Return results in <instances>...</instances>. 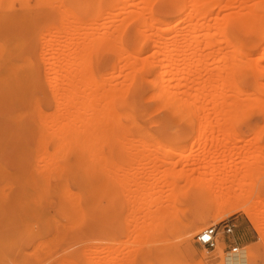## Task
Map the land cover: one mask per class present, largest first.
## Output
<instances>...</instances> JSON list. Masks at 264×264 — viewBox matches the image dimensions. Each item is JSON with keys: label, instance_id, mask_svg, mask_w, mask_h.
<instances>
[{"label": "rangeland", "instance_id": "obj_1", "mask_svg": "<svg viewBox=\"0 0 264 264\" xmlns=\"http://www.w3.org/2000/svg\"><path fill=\"white\" fill-rule=\"evenodd\" d=\"M234 1L236 3L238 2L237 5ZM234 1L233 2L235 4H232H234V6L236 5V8L233 5L231 8V6L229 5V9L228 6L224 7V9L226 8L228 10L225 9V11L224 9H220L218 11L219 7L218 5L217 7L215 5L216 9L214 7L213 9H215V13L218 11V13L223 12L222 14H224V12L234 13L235 10H241L238 7L243 3L241 2L242 0ZM177 2L179 3V0H0V11H14V15L18 12L24 17L29 16V20H34L32 23H30L29 29L31 30H29V32H11L12 34L10 32H5L8 33V35H5L3 31H0V43L2 44L8 42V45L7 43L6 45L10 46L9 40H12L13 37H16L18 40L20 34L21 36L19 41L21 40L20 43L23 41V49L21 48V50L19 51V58H22V60H18V56L16 55L18 54V51H16L17 49L11 48L12 52L9 53L8 50L10 48L5 47L7 52H4L5 49L3 50L0 48L1 50H3H0L2 53H6L0 55H5L8 57L7 53H9V55L13 54V57L16 56L17 58H13L10 57V55L8 57V60L9 62H15V64L18 66H16L17 68L15 67V73L12 71V74L14 73L16 75H12L10 74L11 72L8 71L11 67L9 62L5 61L6 59L3 60L4 62L1 61L2 59L0 60L1 64L3 63L1 66H3L4 63L9 64V67L6 65L0 67V78L1 74L4 75V72H6V70L8 71L7 73L12 76H7L6 74L7 78L3 76L5 80L3 78L0 79V196L3 194V196H1L3 198V202H0V263L2 261H5V257L9 253H11V259L13 261H23L24 259H26L28 264H70V262L71 264H90V261L91 264H96V261L97 264H99L100 262H102L103 259L104 260L102 264H107V260L109 259L107 257H110L109 254L111 255V253L114 252L116 247L117 250L118 248H121L123 250V247H125V245L127 244L128 246H126L123 251H125L127 248H130V250H128L129 256H131L130 253H132V255L135 253V255H133V257L131 256L130 259L128 258L130 261L127 259V257L125 259L121 257L116 260L113 264H123V262L126 264L127 261L128 263L130 262V264H222V258L220 257L222 255L226 256L229 255L231 252H234L232 248H237L238 250L241 248H245L247 252L251 253V256L249 258V264H264V237L262 236V234H260L258 227L254 225V222L251 221L249 216V211H254L256 207H259V205H256V203H258L259 201H263L262 203H264V127L261 129L257 126V124H262V122L264 121V113L262 111H258L257 108L256 110L255 108H251L250 110H248L249 112L246 113L247 115L245 114L241 121L238 122V125L235 130V135L231 137H227L222 129L216 130L208 128L200 138H197L195 137L194 130L188 124H186L183 120H176L175 125L177 129V138H175L174 140L167 139V135L172 133H166V130L164 128L157 127V124L162 120L170 118V115L167 112L166 108L162 107L157 100L149 96L152 91V87L148 80L152 78L153 74V68L149 67L143 68L141 70L140 78L136 80L135 86H133L134 88L132 87L130 89V92L126 95L127 100L135 104L134 121L142 125L143 129H134L128 126H124L122 129L120 126L113 128L102 126L104 127L102 128V130L104 129V131L101 130V133L99 132L100 130L97 131V129H95L96 127L94 128L96 131H94L92 129L93 123H91L92 128L90 126L89 127L90 129H92L93 132L91 131L92 133L89 134L87 128L83 127L82 130V128L80 127L82 123H84L83 120L85 119L83 116H81V114H79L81 113V111L78 112V114L77 112H73V114H75V117L72 112L71 115L69 114L70 112L67 113L66 111H64L67 113V115H71V117L74 118V121L79 122V120L81 121L82 119L83 122L81 121L79 122V124L76 123V128H78V126L79 128H74L78 131H72L76 132L77 134L74 133L76 135L71 134V129L69 130V128H66L69 123L74 124V121L72 122L73 119L69 120L70 116H67V118H69L67 120L68 122H64L66 120L63 121V119L66 117V113L64 114L62 112L65 117H63L62 119V124L60 123L61 126L59 125L60 129H57V127L54 128L55 126H57L54 124V122V125H51L53 121L52 119L57 118L56 120L60 119L59 121L61 122V118H58L59 114L63 116L60 113L61 111H58V113L56 112L57 110L53 108V105H55L53 104L55 103V100L54 102L52 101V95L50 94L53 92L51 89L54 88L55 83L53 80V83L51 80H46L48 81V83H50L48 84L46 81H43V83L45 82L43 86L41 85L42 80L40 81V84L39 78L43 79L40 75L44 74H47L44 75V78L46 76L47 78L49 76L52 77L54 72H52V70L48 68L50 66L48 62H50V59L53 55L57 57V55L61 54L60 52L64 53L63 51H65L66 53V50L64 48V41L66 39H64V37L62 36V30L64 27L69 26L85 28V31H82L83 34L88 30L89 26H95L96 28H94L98 31L94 32L95 36H98V34H101L105 31H109V33H111L113 36V40L115 39L114 32L115 34L117 32L118 37L120 36L119 33L122 32L120 39H117V41L115 40L117 43L113 41L115 45H119L118 42L120 43L121 41L120 45L122 46V48L119 49L118 52L114 50L113 52H111L112 50L110 45L114 44L112 43L109 45L110 48L108 46L105 47L106 51L102 50V53L97 59L99 61L96 65V69L98 71H103L104 68L108 66V64L111 62V60L117 59L115 55H117L118 57L119 54L121 55L122 50H124V52L128 50L129 54H132L131 52H133L137 56L139 55L141 58V55L144 54L145 57H143L142 59L149 60V55L151 53V48L149 46H152V42L150 39L153 34V31H151L150 28H154L152 30H154L155 32L156 28L165 27V25H163V22L164 24H167V21L168 23H171V21H173L176 17V10L178 5ZM226 2L231 4L229 0H227ZM259 2L262 6H264V0H260ZM250 3L251 0L250 2H246V4ZM262 12V16L264 17V10ZM54 27L56 28L55 30H50L54 29ZM98 27H100L101 30ZM114 27H116L115 31H112L111 28ZM117 27L118 29L120 27L123 30L119 29L121 30L120 32L119 30L116 31ZM60 28L62 30H60ZM76 29L74 31H76ZM80 29H77L79 34L81 33ZM95 29H92V31H95ZM71 30L73 31V28L70 29V31ZM136 30H139L141 32ZM134 31L136 33L139 32V35L137 36L136 34H134ZM149 31L151 34L149 33ZM76 32L75 34L77 36L78 33ZM75 34L72 32L71 36L74 35L75 37ZM80 35L78 36L81 37ZM148 35L150 36V38L145 37L146 39H143V41H141L142 43H139L136 41V39H134L138 38L139 40H137L140 41L144 36ZM235 35L239 39L241 44H243V46L246 45L244 46V48L248 52L250 51V53L253 54V58L258 56L262 49L261 46L263 45L260 41V37L258 38L255 33L247 32L246 34H244L238 31L235 32ZM6 36H8L7 39ZM9 36H11V38ZM16 38H14V40H16ZM112 39L111 41H109V43L112 42ZM14 40H12V43H14ZM73 40L74 38L72 39V41ZM19 41L17 42L19 43ZM53 41L54 43H52ZM250 41H254L255 45H251ZM27 42L29 43L27 44ZM219 42L218 44H220V48L217 43L215 45V48H212L214 46H202V55L205 53L206 55L212 53V55L209 54L212 57L214 50L216 53L220 50L225 51L227 48L225 49V45H223L221 41ZM18 43L14 44L20 45V43ZM43 44H45V46ZM135 44H138L141 47L140 50L142 51L138 50L139 48L137 49ZM16 45L14 46L15 48ZM60 45H62V47ZM112 48H115L114 45H112ZM43 50L47 51L43 53ZM114 52H117L118 54H114ZM146 53H148L149 55ZM126 54L127 53L125 52L124 55ZM129 54L127 55L129 56ZM134 54H132L131 57L135 58L136 55ZM27 56L28 58H31V60L37 59V61H39L41 57H44L48 62H45L46 60L44 58H41L45 60L43 62V65V63H40V61L37 63V61L32 60V62L35 61V63L38 64V68L36 67L37 65L33 68V65H35V63H32L31 60H29L32 63L30 64V62L26 58ZM139 56L135 59L137 60L138 58L140 60L141 58ZM52 58L54 59V57ZM25 59L27 63H29L28 65H30L29 68L31 70L29 71V68H27V63L26 65L24 63ZM53 59H51L52 63ZM119 59L123 58L120 57ZM211 59L208 58L209 61ZM209 64L208 62L207 64L204 63V65H208L207 69L210 70H215L220 66L219 63H216L213 64V66L212 64H210L212 67H209ZM206 66L204 67L206 68ZM4 67L8 68L5 69ZM12 67L14 68L13 65ZM25 67L27 70L25 69ZM43 67H45L46 69L48 68L47 70H49V72L46 71L45 68L43 69ZM35 68L38 69L35 70L36 72H38V75L36 72L33 71V69ZM51 72L52 74L49 75L48 73ZM206 72H208V70L205 69L203 74ZM27 73L28 75L31 74L32 77L35 76L34 79L37 80L32 81V77L31 80H28L30 76L28 77ZM24 75H26V77ZM36 76L40 77L36 78ZM10 77L11 79L13 77L15 79L11 81V79H9ZM118 78H120V80L122 81L121 74H119ZM118 78L116 79V81H112V83L115 84V82H118ZM246 78L247 80L243 82V88L251 87L253 85V82H251L252 80L256 81L260 85H264V74L253 75V73L250 72L247 74ZM5 81L7 82L5 83ZM34 82H36L35 85ZM8 83L12 85L11 87H9L10 85H7L10 89L5 86V84ZM51 83L54 84V86H52ZM189 83L191 82L182 81L180 86L182 87L181 89H183V91H188L189 89L187 87ZM38 84L43 86V90L38 89L41 88ZM59 84H61V87L66 86L65 82ZM36 85H38L39 87ZM4 86L8 90H6ZM34 86L38 87L36 91ZM106 86L104 87L105 89L108 88ZM260 87V95L262 98H264V87ZM63 88L65 89V87ZM210 88H203V91L205 89V92H199V100H201V98L203 99L204 97H202L201 95H204L206 100L201 101H207L206 104L209 105V107L213 106L215 102L213 100H210L211 98L206 97V89L208 91L210 90ZM65 94L66 93L64 92V97ZM184 96L185 95L183 94L182 97L184 98ZM35 99L37 100V102L39 101L38 103L39 107H41V110L45 111V114H47V118H45L46 116H42L44 117L42 118L40 115L37 116L38 119L40 117V119L42 118L44 119V121L46 120L45 122H50L51 124L47 125V123L46 126H53L52 128L54 129L53 130L51 127H49L47 129H44L45 132L51 128L53 132L55 131L56 135L59 136V133L61 135L59 136L60 138H58V136L53 134L52 137L46 140L49 142V144L45 141V136L52 135V130L50 129L49 131L51 132L48 131L46 134L42 131L43 136L45 135L44 140H42L43 137L41 136L42 133L40 131L39 132L41 133V135L39 133V137H37L39 126L37 127L36 125H42L44 127L45 123L38 124L32 121L31 118H33V120L35 118V120L38 122L43 120H37L36 117H33L31 116L32 114H29L31 112V105L33 106V104L35 103ZM53 99H56L54 95ZM109 102L111 103L112 101ZM200 104L202 103L200 102ZM35 106L38 108L36 109L39 112V107L37 105ZM33 108L34 107H32V110ZM51 108L55 110L58 116L55 115L56 113ZM152 108L153 110L155 108V111H153ZM52 110L54 113L52 112ZM33 112L34 111H32L31 113ZM38 112L36 113L39 115ZM50 112H52L54 115ZM50 114L54 118L51 117V119ZM88 114L89 113L87 112V116ZM82 115L85 116L83 112ZM80 117L81 119H79ZM209 118L211 121L217 120L216 116H214L211 112L209 113ZM69 121H71L72 123ZM123 121L127 123L125 120ZM70 124L67 127H70ZM94 125L97 126V123H94ZM42 126L40 127L41 130ZM62 126L66 129H64ZM72 126H75V124ZM72 126L70 128H72ZM82 126H85V124H83ZM35 127L38 128H36V132V129H34ZM61 128H63L64 131L59 132L60 130H63ZM98 128H101V126L99 127L98 125ZM56 129L58 130V132L56 131ZM86 129L89 135H95L96 138L98 137L97 139L99 140V142H97L96 139V141L93 142L97 143H93L91 141V144L94 146V144L100 143L101 145L97 146V148L99 147L100 149L99 152V150L95 151V149L97 148L93 149L92 145L90 149V142L87 143L89 144V147H86L87 149L85 151H87L88 148L90 149V152L94 151L93 153H91V155H88L89 152L82 154L84 156L86 154L88 159L83 157V160H86L88 163L84 162L82 160L81 155L78 154V152L80 153L81 148H83L82 144H85L83 143L84 140H82L81 138H84L87 135V133L85 132ZM65 131H68L67 136H65L66 138L64 137V134H66ZM79 132L80 134H86L82 135L83 137L80 136V138H78L77 136ZM94 132H96V134H94ZM124 133H127V135ZM100 134L102 135L101 138ZM40 136L41 140L44 143L48 144V146H46V149L49 152L44 148L46 144H43L42 147V141H40ZM55 136L57 139L55 138ZM69 136L71 139L73 138L72 136L77 137L73 138L74 142L71 141L72 146L73 144H75V141L76 143L78 142L77 140L82 141V143L80 142L81 145L79 144V142L75 144L77 149L82 146L77 153L75 151L68 150L69 147L65 149L71 144V139L69 140ZM62 138H65V140L67 141L69 140L70 144L68 145L67 141L64 142ZM140 138H143V140H141ZM58 139L63 141L65 145L67 144V146H64V150L63 148L60 149V146L61 144L63 145V142L61 144L59 143V148L56 145V142L59 141ZM101 139H106L104 145V141ZM39 141L41 143H39ZM52 143H55V147ZM77 145L79 148L77 147ZM120 146H122V148ZM123 146L125 148H133L139 151L141 149H143V151L144 149H146L148 152H144H147L150 155H153L155 154L154 152H156V156H158V158L154 159V161L148 159L140 163H129L128 165H126V177L133 175L135 178V176L139 174V176H137V179L140 180L142 177L141 174L148 175V173H150L149 176L146 177H150L151 175H153V178H149V180L152 181V179L154 178H159L161 173L175 176L173 177L172 182H177L176 186L175 183H172L173 186H171L172 188L169 187V192H167L163 181L158 182V191H160V194L158 195L159 204L157 205V207L151 208L150 211L154 214L156 213L157 215L159 214L172 217L173 219L178 217V219L180 218L181 221H187L194 216H201L203 221H209L208 225L203 226V229L212 225L216 226V246L213 249H206L197 242L196 236L203 229L199 230L194 235H184V228L182 227V225H175V227L174 225H171L170 231L167 230V232L165 231L166 233L164 232V235L162 233L163 236L157 235L158 237H155L154 239L153 237L155 235H150L149 238L147 237L148 239L146 238L147 240H149V243L146 242L148 243V245L146 243L139 242L141 240H136L137 242L132 240V237L134 236L133 233H136L133 231H137L136 228L134 229L133 222H141L144 219V215L142 214V212L143 210L145 211V207H142V210L140 208L141 206L130 205L131 203L129 204V202L133 200L132 197H130L131 194H129V192L130 190L132 191L137 187H135L133 183L131 184H133L134 186H127L134 187L133 189L129 187L131 189H128V194L125 191V193L128 195L126 197L128 199L130 197V201L125 199V196L120 202L119 200L115 199V197H112L110 201V199L106 196L108 190L101 191L102 187H104L105 189L107 188L104 184L109 182L108 172L111 171V165H109L108 162H110V155L113 151L120 150V148L123 149ZM167 148L168 150L165 151V149ZM52 149L56 151L58 150L59 152H64V154L60 152V156H58V159H55V161L57 162H54L53 158L49 156ZM92 149L93 151H91ZM43 151H45L46 154L48 153L47 155L49 157L47 156V158L51 160V164H49L50 162H46V160L48 159L46 158L45 152ZM56 151H52L54 155L52 153L51 156L55 157L56 155H59V152L55 153ZM85 151L83 150V152ZM143 151L141 150V152ZM101 152L103 154H101ZM157 152L159 153L157 154ZM94 153L97 156H95ZM61 155L64 157L62 158ZM92 156L93 158L95 157L96 159L97 157L98 159H92ZM78 157L80 158L79 160H81V163L84 162L85 164H80V162L78 161ZM107 158H109V161ZM150 158L153 159L152 156ZM41 160H44L46 163L44 161L41 162ZM52 161L54 162V165L57 169H53L54 166H50L53 163ZM95 161L97 163H95ZM77 163H79L81 167L77 166ZM58 164H60V167L58 166ZM46 165H48L49 169ZM253 165H255V167L257 168L260 167L259 170L256 169L257 171L253 173L254 175L245 174L244 172L248 169L250 170ZM49 166L52 167V170ZM83 167L84 169H82ZM255 167L253 166L252 168ZM76 168L77 170L78 168H80L82 172L80 173V171H77L79 173L78 174L75 170ZM57 170L58 172H56ZM235 171L239 173H236V175L234 173ZM181 174L184 175L183 178L179 177L178 179L176 176ZM232 175L234 176L233 178ZM142 179H144V176L142 177ZM146 179L147 178H145V180ZM209 179H211L210 181L215 182L214 184L210 182L211 185H214L213 188V185H209L211 187V190H208L210 187L208 186V184H206V181L208 180L207 182H209ZM219 180H226L227 182H225L228 183V185L230 184L228 182L230 180L234 181L235 183L241 182L244 184V188L240 190L237 186L238 184H235L233 182L235 186L234 191L231 194V197L228 198L226 195V187H223L220 190L215 187L217 185V181L219 182ZM203 181L205 182V188L204 185H198L201 187L196 186L197 182L204 183ZM34 182L40 184L36 185V187H40H34ZM129 183L130 182H128L127 184ZM44 185L46 188L45 190L43 189ZM206 185L208 186L207 189ZM39 188L43 189V192H40L39 190L41 189ZM65 188L69 189L68 192L67 190H65ZM204 189L206 190L204 191ZM72 191L76 193V196L79 194L78 197H76L79 200V204L78 202H76V205V199L74 200L72 198V201L74 200V205H71L72 202L69 203L70 205H67V203L64 205V197H66L69 192L72 194ZM38 192H40V194H38ZM206 192H209V195L208 193L206 195ZM240 194H242V196ZM221 195L225 196L226 198L219 200V196ZM35 196L37 200H35ZM1 197L0 199H2ZM207 198H209V200ZM31 200H33V202H31ZM60 203H62L63 205H61ZM94 203L96 204L93 205ZM131 206L134 207V209L132 210L134 211L133 214L131 211ZM263 206L264 205H260L259 208L264 210ZM212 217H214L215 219H212ZM100 223H102L103 227L106 228L102 230V232L107 233L105 234L107 236L104 237V239H106L105 241L102 237L103 233L101 235L99 233V230H101L100 228H102L100 226ZM225 225H230L232 227L231 233L225 232ZM105 235L103 234V236ZM136 235L137 234H135V237ZM101 237L103 245L105 244V242H107V244L109 245L106 246L105 244L106 248L104 246V249L99 244L102 242H99L100 240H97ZM138 239H141V237H139ZM143 239L144 238H142V241H144ZM116 242H120V245ZM139 243H141V245ZM99 245L101 247H99ZM99 249H102L104 251ZM107 249L110 250L108 251ZM132 250H134V253L132 252ZM128 251L126 252L128 253ZM91 252L93 253L91 254ZM85 254L86 256L88 255L87 259L86 257H84ZM90 256L93 259L96 258V260H93L95 262H92V258ZM105 257L107 258V260ZM97 258L100 260H98ZM104 261L106 263H104Z\"/></svg>", "mask_w": 264, "mask_h": 264}, {"label": "bare ground", "instance_id": "obj_2", "mask_svg": "<svg viewBox=\"0 0 264 264\" xmlns=\"http://www.w3.org/2000/svg\"><path fill=\"white\" fill-rule=\"evenodd\" d=\"M226 1L227 0H179V3L177 2L178 5H177V10H176V17L173 21H171V23L170 22L168 23V21H167V24H164V22H163V25H165V27L164 28H156L155 32H154V30H152L154 28H150V30L153 31L152 37L150 39L152 42V44L151 43L150 44L152 46H149L151 48L150 49L151 53H150V55L148 53H146L150 56L149 60L142 59L143 57H145L144 54L141 55L142 58L138 55L141 59L139 60L137 58V60H136L135 58L138 56L136 54H134L133 52H131V49H130V52L132 54L136 55L135 58L131 57L132 54H129V51L125 49L126 50L125 52L127 54H129V56L127 54L124 55L125 52H124V50H122L121 55L119 54V57L117 55H115L117 57V59L115 57L116 60H111V62L108 64V66H106L104 68L103 71H98L96 69V67H97L96 65L99 61L97 59L100 56V54L102 53V50L104 51L106 49L105 47H107V46L109 47L110 44L114 43L113 41H115V40L117 41V39H120V36L122 34V32H120V31L123 29L119 27V29H121V30H119L117 27L116 31L119 30L120 36L118 37L117 32H116V34L114 32V35H115L114 38L115 39L113 40L112 39L113 36L111 33H109V31L108 32L105 31L103 33H101V31H100L101 34H98V36H95L94 32H98L95 29L96 28L95 26H94L95 28L93 26H89L88 30L86 28V30L88 32L86 31L83 34H82V31H85L84 30L85 28H82V27L78 28V27H69L68 26V27L63 28L64 31L60 28V30H62V32H63L62 33L63 35L62 34H60V35H62L64 37V39H66L64 41V44H65L64 48L66 50V53H65V51H63L64 53L60 52L61 54L57 55V57L53 55L52 57H54V59L51 57V59H53V63L51 62L52 61L51 59H50V62H48L44 57H41V58H44L46 61L44 59H41V58L39 59L40 63H43L44 61L48 62V64H50V66L47 64L49 66L48 68L51 69L52 72H54V74H53L54 76L52 75V77L51 76L48 77L51 79H48L47 76L44 78V75H47V74L42 73L44 75H40V76L43 79L39 78V82L42 80L41 81L42 84H41V82H40V84L43 85L45 83V82L43 83V81H46V80H49V81L53 80L54 81L55 86H54V84H52L53 81L51 83L52 86H54V88L52 87L54 90L50 88L54 92V94H53V92L50 91V92H52L50 94V95H52V101L54 102V100H55V103L52 102L53 104H55V105H53V108L55 110H57L56 112L61 111L60 112L61 114H62V112L64 114L66 112L67 113L70 112L69 114H71V112H72V114H73V112H77V114H78V112L81 111V113H79V114H81V116H83L85 118V119L83 118L84 123H82V125L85 124V126H82L80 124L81 125L80 127L82 128V130H83V127L87 128L89 134H91L93 132L92 129L94 131H96L95 129H97V131L100 130L99 132L102 133V131H104V129L102 130V128H104L106 126L108 128L120 126L122 129L124 126H126V127L128 126L130 128H134V129H143L142 125H140L134 121L135 104L128 101L126 98V95L130 92V89L133 86H135L136 80L138 78H140L141 70L143 68L151 67V68H153L152 78L150 80L147 79L148 82L150 83L151 87H152V91L149 94V96L151 98L157 100L158 103H160L162 107L166 108L167 112L170 115V118L162 120L157 124V127L164 128L166 130V133H172V134L167 135V137H166L167 139L174 140L175 138H177V134H176L177 129H176V125H175L176 120H180V121L183 120L186 124H188L194 130L195 137H197V138H200L208 128H212V129H216V130L222 129L224 131V134L227 137L234 136L236 133L235 130H236V127L238 125V122L241 121L243 116H245V114L249 112L248 110H250L251 108H255V110H256V108H257L258 111H262L264 113V98H262L260 95V93H261V89H260L261 87L260 86L264 87V85H260L256 81L252 80L251 82H253V85L251 87L243 88V82H245L247 80L246 77H247L248 73L251 72V73H253V75L264 74V17L262 16L263 15L262 11L264 10V6L261 5V3L259 2L260 0L259 1L251 0L250 4H246V2H248V1L250 2V0H242L241 2H243V3L241 5L239 3L240 6L238 7L241 10H239V11L235 10V12L233 11L234 13H231V12H224V14H222L223 12H220L221 14L218 13V11L220 9H224V7H227V6L229 9V5L232 8V5L234 6V4L236 3L234 0H229V2L231 4H229ZM232 3H234V4H232ZM237 3H236V5H237ZM215 5H216V7H217V5L219 7L218 11L216 10L217 11L216 13H215V9H216ZM213 7L215 9H213ZM228 9H226V10H228ZM221 11H223V10H221ZM261 12H262V14H261ZM210 20H212V21H210ZM33 21L34 20H29V16L24 17L22 14H20L18 12L15 13V15H14V11H12V12L0 11V31H3L5 35H8V33H5V32H10V33L11 32H29V30H31V29H29L30 23H32ZM165 23H166V21H165ZM20 27H22V28H20ZM72 28H73V31L72 30L70 31V29H72ZM76 28L78 30L81 28L80 34H82V35H80L78 33ZM98 28L100 29V27H98ZM115 28L116 27L111 28V30L115 31ZM55 29L56 28L54 27V29H50V30H55ZM75 29L77 32L74 31ZM92 29H95V31L94 30L92 31ZM136 31H139V30H136ZM237 31L240 33H244V34H246L247 32L255 33L258 38L260 37V41L263 44L261 46L262 49L259 53L260 55L258 54L257 57H254V58L252 57L253 54L250 53V51L248 52L244 48V46H246V45L243 46V44H241L239 39L236 37L237 34L235 35V32H237ZM72 32L74 34L76 32V33H78L77 36L78 35L81 36V37H79V36L77 37L75 34V37L78 38L79 40L76 39L74 37V35L71 36ZM139 32H141V31H139ZM139 32L136 33L134 31V34H136L138 36ZM143 33H145V32H143ZM149 33H150V31H149ZM13 34H15V33H13ZM41 34H43V33H41ZM57 34H58V32H57ZM146 34H148V33H146ZM53 35H55V34H53ZM20 36H21V34H20ZM20 36H19V39H20ZM116 36H117V38H116ZM9 37L11 38V36H9ZM71 37L74 38L73 41H72L73 38H71ZM109 37H110V39H109ZM145 37L150 38V36L148 35V36H144L143 38L141 37L142 40H140V41H138L139 40L138 38H134V39H136V41L140 43L141 41H143V39L144 40L146 39ZM7 38H8V36H6V39ZM14 38H16V37H13L12 40H14ZM3 39H4V37H3ZM19 39L17 40V38H16V40H14V43L17 44L18 43L17 41H19ZM70 39H71V41H70ZM111 39H112V42L109 43V41H111ZM12 40L11 39L9 40L10 46H7L8 42H6L7 45H6V43L5 44L0 43V46H1L0 48L3 50L5 49L4 52L5 51L7 52L6 48H10L9 49L10 51L8 50L9 53L12 52L11 51L12 49H17L16 51H18L17 52L18 54H16V55L18 56V60H19L20 59L19 58V51L21 50V48L23 46V44H22L23 41L20 43V41H21L20 40L19 41L20 45H16V44L12 43ZM116 41H115V43H117ZM219 41H221V43H223V45H225V49L227 48L225 51L220 50L216 53L215 50L213 49L215 53L213 52L212 57H211L212 53H209L211 55H209L207 53L210 57L208 55H206V53L203 54L204 56L202 55V53H201L202 46H206V47L214 46L212 48H215L216 43L218 44ZM250 42H251V45L254 44V41H250ZM28 43L29 42H27V44ZM52 43H54V41ZM55 43H56V41H55ZM57 43H58V41H57ZM115 43L112 44V45H114L115 48H112V45H110L111 50H112L111 52H113V50L118 52V50L122 48V46L120 45L121 41H120V43L118 42L119 45H115ZM138 44L137 45L135 44V46L137 49L139 48L138 50H140L141 47ZM15 45H16V48L14 47ZM43 45L45 46V44H43ZM51 45H53V44H51ZM62 45H60V46L62 47ZM219 45L220 44H218V46ZM18 46H20V47H18ZM119 46H120V48H119ZM18 48H20V49H18ZM44 48H46V47H44ZM53 48H55V47H53ZM219 48H220V46H219ZM70 49H72L73 51ZM222 49H224V48H222ZM3 50H1V51H3ZM45 51H47V50H45ZM45 51L43 50V53ZM107 51H108V48H107ZM140 51H142V50H140ZM22 52H23V50H22ZM117 52L116 53L114 52V54H118ZM9 53H7L8 57L10 55H11L10 57H13L12 56L13 54L9 55ZM15 53H14V55H15ZM140 53H138V54H140ZM0 54H6V53L1 52ZM4 56L5 55H3V56L0 55V57H1L0 60L2 59L1 61H3L6 59L5 61L9 62L8 57L7 56L4 57ZM28 56L26 58L29 61V60H31V58H28ZM43 56H44V54H43ZM122 56H124V57H122ZM14 57H16V56H14ZM21 57H23V56H21ZM120 57L123 59H119ZM208 58H210V59L212 58L210 60L211 62L208 60ZM55 59H56V61H55ZM133 59H135V60H133ZM20 60H22V58ZM32 60H35V59H32ZM32 60H31V62H32ZM1 61H0V67H3L4 65L9 67V64L12 67V65H13L14 68L12 67V70H11V67H10L8 71L11 72L10 74H12V71L15 73L14 70L18 67L15 64V62H9V64L4 63V65L1 66L3 64V63L1 64ZM24 61H25L24 62L25 65H26V63H27L26 59ZM35 61H37V59ZM35 61H33V62L35 63ZM39 61H37V63ZM206 61L208 62V64L209 63L212 64V66H213V64H216V63L217 64L219 63L220 66L218 68H216L215 70L211 68L213 70L212 71L210 69H207L208 65L207 66L204 65V63L207 64ZM20 62H22V61H20ZM31 62H30V64L33 63V62L32 63ZM28 64L29 63H27V65ZM40 65H39V67H40ZM43 65H44V63H43ZM203 65L206 66V68ZM35 66L38 68V64L35 63V65H33V68ZM212 66L210 65L209 67H212ZM26 67H25V69H26ZM29 67H30V65H28L27 68H29ZM4 68H3V71H4ZM7 68H5V69H7ZM44 68L45 67H43V69ZM47 69H46V71L49 72V70H47ZM205 69L208 70V72L203 74ZM29 70H31V69L29 68L28 71ZM35 70H38V69H36V68L33 69L34 72H36ZM8 71L6 70V72H4V75L1 74L0 79L3 78L5 80L4 77H6V74H7V76L8 75L11 76L10 74L7 73ZM52 72L48 73V74L50 75V74H52ZM14 73L12 75H16ZM30 73H31V71H30ZM36 73L38 75V72H36ZM116 74H118V75H116ZM119 74L122 75V81L120 80V78H118ZM24 76L26 77V75H24ZM27 76L28 77L30 76V78L28 80H31V77H32L31 74L28 75V73H27ZM40 76H36V78H38ZM11 77L9 79H11ZM14 77L11 79V81L13 79H15ZM34 77H32L33 78L32 81L37 80V79H34ZM141 77H142V75H141ZM117 78L119 81L115 82V84H113L112 81L113 82L116 81ZM182 81L191 82V83H189V85H191V86L188 85V87H187L189 89L188 91H183V89H181L182 87H180V86H181ZM6 82L7 81H5V83ZM46 82L48 83V81H46ZM63 82L66 83V86L61 87V84H59V83H63ZM35 84H36V82H34V85ZM7 85H10V84L9 83L5 84V86H7ZM38 85H36V86H38ZM41 85H39L41 88H38L39 86L38 87L34 86L35 91L37 88L40 90H43L42 87L44 85L43 86H41ZM104 85L105 86L107 85L106 87H108V88L105 89ZM11 86L12 85H10L9 87H11ZM63 87H65V89ZM7 88H8V86H7ZM7 88L5 87L6 90L10 89V88H8V89ZM187 88H184V89H187ZM203 88H207V89L210 88V90H208L209 92L206 89V93L208 95V96L206 95V97H209V98H211L210 100L215 101L213 106L209 107V105L206 104L207 101H203L204 103L201 101V100H206L204 95L200 94L204 98L203 99L201 98V100H199L200 99L199 98L200 97L199 92L200 93L205 92V89L203 91ZM64 92L66 93L65 97L63 96ZM183 94L185 95L184 98L182 97ZM53 95L57 100L53 99ZM148 99H150V98H148ZM105 101H107V102H105ZM109 101H112V102L110 103ZM38 102L35 99L36 104L34 103L33 106L31 105V112L32 111H34V112L29 113V114H32L31 116L36 117L37 120L40 119V117L38 119L37 116L41 115V117L42 116L45 117L47 115V114H45L46 113L45 111L41 110V107H39ZM200 102L202 104H200ZM35 105H37L39 107V112L37 110L38 108ZM157 106H159V105H157ZM161 106H159V107H161ZM32 107H34L33 110H32ZM53 108H51V109H53ZM53 110H52V112H53ZM55 110H54V112H55ZM152 110H153V108H152ZM156 110H157V107H156ZM40 111H42V112H40ZM64 111H66V112H64ZM153 111H155V108ZM153 111H151V112H153ZM202 111H204V112H202ZM36 112H38L39 115ZM52 112H50V113H52ZM82 112H83V114H85V116L82 115ZM87 112L89 113L88 116H87ZM210 112L214 116H216L217 120H215V121L210 120V118H209ZM67 113L65 114L66 117L64 116V114H62L63 116H61L59 114L58 118H61V122L59 121L60 119L59 120H56L57 118L52 119L54 117H52V115L50 114V118L52 117L51 119L53 120V121L51 120L52 124L50 122L49 123L45 122L46 120L44 121V119H42L44 117H42L40 119V120H43L40 122L36 121L35 118H34V120H33V118H31L32 121H34L38 124L39 123L40 124L45 123L44 127L42 125H36L37 127L39 126V129L37 127L34 128V129H36V128L38 129L37 137H39L38 134L41 132L42 135H41V133H40V135L43 137L42 140H44L45 135L43 136V132L46 134L53 127V126H49L51 128L45 132L44 129L49 128L48 126H46L47 123H48L47 125H50V124L54 125L55 124L57 126H55L54 128L57 127V129L58 128L60 129L59 125L61 126L63 117L67 118V116L68 117L70 116L69 117L70 119L64 118L63 121L66 120L64 122H68L67 121L68 119L69 120L73 119L72 120V122H73L74 118L71 117L72 114L67 115ZM55 115L58 116L57 113ZM73 115L75 117V114H73ZM45 118H47V116ZM79 119H81V117ZM54 120L57 122H55ZM77 120H78V117H77ZM123 120H125L127 123H125ZM81 121H82V119H81ZM81 121L79 120V122H81ZM41 122H43V123H41ZM53 122H54V124H53ZM69 122H71V121H69ZM79 122L74 121L73 123L75 124V126H72L74 124L69 123L70 127L72 126L73 129L70 127H67L69 125L67 123L68 125L66 126V128H69V130L71 129V131H70L71 134H73V135L77 134L76 132L78 130H76V129H78L79 126L77 125L78 128H76V123L79 124ZM91 123H93V126ZM94 123H97V126H95ZM98 125H99V127L101 126V128H98ZM41 126H42V130L40 128ZM89 126L90 127L92 126L93 128L91 127L92 129H90ZM102 126H104V127H102ZM257 126L262 129L264 127V121L262 122V124H259V125L257 124ZM177 127H179V126H177ZM63 128L66 129L65 127H63ZM63 128H61V129H63ZM74 128H76V129H74ZM108 128H106V129H108ZM37 129L35 130V132L37 131ZM57 129H56V131L58 132ZM64 129L60 130L59 132L64 131ZM87 129L85 130V132L87 133V135L84 137L85 139L81 138L82 140H84L83 143H85L84 144L85 148H84L83 144H82L83 148H81L82 146L80 147L81 150L78 147V145L80 144V142L82 143V141L77 140L79 142V144L77 145V147L79 149H77L76 145H75L78 142L76 143V141H75V144H73V146L71 143V141H73V138H77V137L80 138V136L83 137L82 135L86 134V133H82V132H81L82 134H80V132H79L77 137L72 136L73 137L72 139L69 136V140L71 139L70 140L71 144H70L69 140L68 141L65 140V138H66L65 136H67V134H68V131L67 132L65 131L66 132V134H64L65 138L64 139L62 138V140H64V142L67 141V144L68 145L70 144V145L69 146H67V144L65 145V143L63 141H61L60 139H58L60 142L57 140H56L57 142L55 141L56 145L59 148V145L63 142V145L61 144L60 149L63 148V150H64V146H67L65 149H67L69 147L68 150L75 151L76 153L78 152V150H80V153L78 152V154L81 155L82 160L84 158L88 159L86 154H85V156L82 154L89 152L88 155H91V153L94 152L93 149L97 148L98 145L99 146H101V145H100V143L94 144V146L91 144V141L92 142L96 141V139L98 137L96 138L95 135H89L87 132ZM53 130H52V132H53ZM73 130H75L76 132H72ZM49 132H51V131H49ZM74 133H76V134H74ZM51 134L52 135H47L48 137L45 136V141L47 139H49L50 137H52L53 134L56 135L55 131ZM61 134H63V133H61ZM94 134H96V132H94ZM124 134L127 135V133H124ZM41 136H40V141H42ZM56 136H58V135H56ZM56 136H55V138H56ZM59 136H61L60 133H59ZM59 136H58V138H60ZM98 136H99V134H98ZM101 137H102V135L100 134V138ZM101 140L104 141L103 142V145H104L106 139L105 140L101 139ZM141 140H143V138ZM40 141H39V143H41ZM46 142H48V141H46ZM52 142H53V140H52ZM89 142H90V149H91V145H92L93 149L91 151H93V152H90L89 148L87 151H85L87 149L86 147H89L88 146L89 144H87ZM97 142H99L98 139H97ZM97 142H93V143H97ZM41 144L43 147V144L45 145L46 143H44L42 141ZM48 144H49V142H48ZM48 144H46L44 146L45 149H46V146H48ZM52 144H53V146L55 145V143H52ZM120 147L122 148V146H120ZM58 148H55V149H58ZM121 148H120V150L113 151L110 155V162H108V163H109V165H111L110 166L111 171L107 170V171H109L108 172L109 182L104 184V185H106L107 188L105 189L104 187H102L101 191L102 190H104V191L108 190L106 193V196L110 199V201H111L112 197L113 198L115 197V199L119 200V202H120L122 200V198H124V196L125 197L128 196L127 195L128 189L134 188L131 186L135 185V187H137V188L133 189L132 191L130 190L131 193L129 192V194H131L130 197H132V199H133V200H131V202H129L130 197H129V199L127 197L125 198V199L129 200L128 202H129V204L131 203L130 205L141 206L140 208L142 210H143L142 207H145V211L143 210V212H142V214L144 215V219L141 222H137V223L135 221L133 222L134 229L136 228L137 231H135V230L133 231L136 233H133L134 236L132 237L133 238L132 240H134V241L141 240L139 242L146 243L149 241L147 239L149 238L150 235H153V236L155 235L153 237V239H154L155 237H158L157 235L161 236L162 233L164 235L167 232V230L170 231L171 225H174V227H175V225L176 226L182 225V227L184 228V235L185 234H188V235L193 234L194 235L199 230L203 229V226L208 225L209 221L208 222L203 221L201 216H194L187 221H181L180 218L178 219V217H176V218L174 217L175 219H173L172 217H169L166 215H159V214L157 215L156 213L154 214L153 212H151L150 209L153 207L154 208L157 207V205L159 204L158 203V195L160 194V191H158L159 190L158 182L163 181V183L165 184V188H166L167 192H169L168 189H170L169 187L173 186L172 185V183H173L172 179L175 176L161 173L159 178H154L151 181V180H149V178L151 179V177L153 175H151L150 177H146V176H149L150 173H148V175L141 174L142 177L144 176V179H142V177H141L140 180H145V178H147L145 181H140L137 179V176H139V174L137 176H135V178L133 175L132 176L130 175L129 177L127 176L128 177L127 178L126 177V173H127L126 172L127 171L126 165H128L129 163H137V162L140 163V162L146 161L148 159L154 161V159H157L158 156H156V152H154L155 154L150 155L149 153H147L148 151L146 149H144V151H147V152H144L143 149H141L143 151V152H141V150L139 151V150H136L133 148H125L124 146H123V149H121ZM83 150L85 152H83ZM96 150H99V152H100L99 147L97 149H95V151ZM167 150H168V148L165 149V151H167ZM45 151H43V152H45ZM52 151H56V150L52 149ZM52 151L50 152L49 156L53 158L54 162H57V161H55V159L56 160L58 159V156H60V152H62V154H64L63 151L59 152L57 150L55 153L59 152V155H56L57 157L55 156L56 157L55 158L54 156H51V154L53 153ZM46 152H45V155L47 158L48 153L46 154ZM145 153H147V154H145ZM158 153L159 152H157V154ZM101 154H103V153L101 152ZM53 155H54V153H53ZM94 155H95V153H94ZM95 156H97V155H95ZM151 156L153 157V159L150 158ZM63 157L64 156H62V158ZM47 159H48V160H46L47 163L51 161V160H49V158H47ZM79 159L80 158L78 157V161L80 162V164H85L84 162L88 163L86 160L85 161L83 160L84 162L81 163V160H79ZM92 159H95V157L93 158V156H92ZM96 159H98V158L96 157ZM107 159L109 161V158H107ZM91 160H90V163H91ZM42 161H44V160H41V162ZM97 161H99V160H97ZM54 162L50 166H52V167L54 166L53 169L54 168L57 169L54 165ZM95 163H97V162L95 161ZM49 164H51V162ZM80 164L77 163V166L81 167ZM48 165H46L47 168H48ZM59 165L60 164H58V166ZM253 166L255 167V165H253ZM52 167H50L51 170H52ZM252 167L250 168V170L248 169L244 173L252 175L253 173H255L260 168V167L259 168H257V167L252 168ZM82 169H84V167ZM75 170H76V172L77 171L78 172L80 171V173L82 172L80 170V168H78V170L76 168ZM37 172H38V170H37ZM56 172H58V170ZM212 173H213V171H212ZM212 173H211V175H212ZM234 173L236 174L239 172L235 171ZM233 175H232V178L235 176V175L234 176ZM183 176L184 175L181 174V175H178L176 177L179 179V177L183 178ZM131 177H133V178H131ZM138 178H140V177H138ZM210 180L211 179H209V182H207L208 180L206 181V184H208V186L209 185L212 186L215 183L214 181H210ZM212 180H214V179H212ZM225 181H220V180H219V182L217 181V185L215 184L216 185L215 187L218 190L222 189L223 187H226V195L228 198H230L231 194L234 191V187H235L234 183L235 182L230 180V181H228L230 183L228 185V183H226L227 181L226 182ZM128 182H130V183L127 184ZM210 182H212L213 184L211 185ZM34 183H33L34 187H36V185H40L36 182H34ZM131 183H133L134 185ZM174 183H175V181H174ZM176 183H175V186H176ZM199 183L197 182L196 186L205 184V182L200 183V184ZM235 184H238L237 186L240 190H242L244 188V184L241 182L235 183ZM128 185H131V186H129L131 188L127 187ZM208 186L206 187V189L208 188ZM37 187H40V186H37ZM41 187H42V185H41ZM98 187H100V186H98ZM198 187H201V186H198ZM213 187H214V185L212 186V188ZM204 188H205V185H204ZM39 189H41V188H39ZM43 189L44 190L46 189L45 185H44ZM43 189H41L39 191L43 192ZM202 189H201V191H202ZM206 189H204V191ZM65 190H67V192H68L69 189L65 188ZM208 190H211V187ZM104 191H103V193H104ZM125 191L127 194L125 193ZM40 192H38V194H40ZM207 193L209 195V192H206V195H207ZM68 194L66 195V197H64L65 198L63 200L64 205L66 203H67V205H70L69 204L70 202H72L71 205H74L73 201L75 199H76L75 204H76V202L79 201L78 198H76V197H78L79 194L77 196L75 195L76 193H74V192L72 194L69 192ZM73 195L75 196V198ZM240 195L242 196V194H240ZM1 196H3V194ZM67 196H73V197H67ZM69 198H70V200H69ZM72 198L74 199L73 201H72ZM79 198H81V197H79ZM225 198H226L225 196H222V195L219 196V200L225 199ZM207 199L209 200V198H207ZM4 200H5V198H4ZM35 200H37L36 196H35ZM127 200H126V203H127ZM0 202L1 203L3 202V198L0 199ZM31 202H33V200H31ZM92 202H93V200H92ZM262 202L263 201H259L258 203H256V205H259V207H260V205H264V203H262ZM43 204H45V203H43ZM60 204L63 205L62 203H60ZM78 204H79V202H78ZM95 204L96 203H94L93 205H95ZM98 205H99V202H98ZM131 207H132V209H131V211H132L134 209V207L133 206H131ZM259 207L258 208L256 207L257 209L255 208L254 211H252V210L249 211V216H250L251 221L254 222V225L256 227H258L260 234H262V236L264 237V210L260 209ZM133 213H134V211H132V214ZM213 218L214 217H212V219ZM130 222H132V221H130ZM100 224H101L100 226L102 227V228H100V226H99V228L101 229V230H99L100 235L102 233L104 235L107 234L106 232H102V230L106 229V228L103 227L102 223H100ZM103 234H102V237H103V240L105 241L106 239H104V237H106L107 235L103 236ZM135 234H137L136 237H135ZM102 237L100 239H97V240H100L99 242H102L101 241ZM139 237H141V239H138ZM142 238H144L143 239L144 241H142ZM107 239H109V238H107ZM116 243H118L120 245V242H116ZM148 243H146V244L148 245ZM99 244L102 246L103 249H104L105 244H106V246L108 245L107 242H105L104 245H103V242L99 243ZM139 244L141 245V243H139ZM100 245H99V247H101ZM96 246H97V244H96ZM106 246H105V248H106ZM126 246H128V245L126 244L125 247ZM125 247H123V250L125 249ZM137 248H138V246H137ZM120 249L121 248H118V250H117V247H116L114 252H112V251H111L112 253L109 252V253H111V255L109 254L110 257H107L109 259L107 260V258L105 257L107 260V264H111V263L113 264L116 260H118L121 257L123 259H125L126 257H127V259L128 258L130 259L131 256L133 257V255H135L134 250H132V252L134 254L132 255V253H130L131 256H129L128 250H130V248H127L125 251H123L122 249L120 250ZM99 250H102V249H99ZM102 251H104V250H102ZM126 251H128V253ZM233 251L234 252H231L229 255H226V256L222 255L220 257V258H222V260H221L222 264H249V258L251 256V253L247 252L245 248H241L239 250L237 248H234ZM92 253L93 252H91V254ZM127 254H128V256H127ZM87 256L85 254L84 257H86V259H87ZM93 260H96V258L95 259L92 258V262H95ZM98 260H100V259H98ZM103 260H102V262H103ZM102 262H100V263L98 262V263L102 264ZM6 263L7 264L8 263H11V264H28L26 259H24L23 261H13L11 259V253H9L5 257V261H2L0 264H6ZM104 263H106V262L104 261ZM70 264H71V262H70ZM90 264H91V261H90ZM96 264H97V261H96ZM123 264H125V263L123 262ZM126 264H130V262L128 263V261H127Z\"/></svg>", "mask_w": 264, "mask_h": 264}, {"label": "built area", "instance_id": "obj_3", "mask_svg": "<svg viewBox=\"0 0 264 264\" xmlns=\"http://www.w3.org/2000/svg\"><path fill=\"white\" fill-rule=\"evenodd\" d=\"M225 232L231 233L232 227L230 225H225ZM216 235L217 229L216 226H209L203 229L197 236V242L201 244L206 249H213L216 246ZM234 250V248H232Z\"/></svg>", "mask_w": 264, "mask_h": 264}]
</instances>
